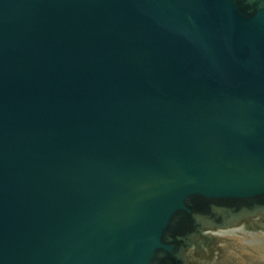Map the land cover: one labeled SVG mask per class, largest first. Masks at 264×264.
Returning <instances> with one entry per match:
<instances>
[{
    "label": "water",
    "instance_id": "95a60500",
    "mask_svg": "<svg viewBox=\"0 0 264 264\" xmlns=\"http://www.w3.org/2000/svg\"><path fill=\"white\" fill-rule=\"evenodd\" d=\"M0 264H264V0H0Z\"/></svg>",
    "mask_w": 264,
    "mask_h": 264
}]
</instances>
